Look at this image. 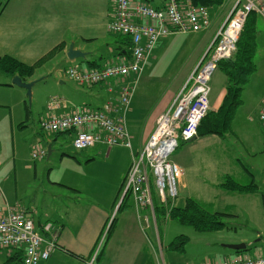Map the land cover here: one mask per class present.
<instances>
[{"label":"crops","instance_id":"crops-1","mask_svg":"<svg viewBox=\"0 0 264 264\" xmlns=\"http://www.w3.org/2000/svg\"><path fill=\"white\" fill-rule=\"evenodd\" d=\"M132 1L149 3L155 7H162L165 5V0ZM115 6L116 0H9L7 3L0 16L1 57H11L27 66H32L49 54L55 47L62 43L65 44V48L62 51L56 52L54 56L37 67L40 68L45 66L54 59L58 62L59 60L63 61L64 65L57 66L53 69L56 81L48 78L46 74L36 76L34 73L30 77L20 75L28 82L39 78H42L40 81H46V79H48L50 81L48 83L52 85L50 95L46 96L44 105H42L43 113L41 114L40 121L46 117V104L50 98L54 96L63 98L66 103V107L61 106L54 110L57 114L72 113L75 109L84 106L99 108L106 102L117 99L121 88V82L115 78L104 83L87 87L78 83L77 85L71 84L69 81H75L70 79L65 73L66 69L70 66H78L83 70H87L101 68L116 61L127 59L125 52H123L125 50L122 51L125 47L122 40L125 37L123 38L115 35L108 30V23L113 18ZM233 6L234 4L224 15L221 14L222 12L215 18L212 15L211 25L205 29L208 31L207 35L204 37L203 41L197 43L195 47V57L192 59L181 82L177 84L172 91H164L160 95L162 98L160 99L159 97L160 100L158 99L154 102H136L135 99L138 96V89L145 73L143 72L144 75L140 76L139 86H137L130 108L127 112V125L131 134L132 147L129 148L121 145L114 146L117 147L114 148L116 149V153H123V156L114 153L115 155L112 157L111 152L115 150L111 151L109 146L105 144H97L90 148L93 151L85 154L84 158L87 160H89L88 158H92L94 154L105 157L102 161L93 163L102 165L105 172L108 171L112 172L114 176L117 175V182L113 188L114 192L117 191L121 177H123L125 182V177L131 165L133 154L138 153L143 148L156 126L158 117L171 107L185 82L206 54L217 30L222 26ZM182 34L186 33H172L161 37L153 54L148 59L145 70L151 63L150 69L148 68L151 72L152 66L160 59L159 53L165 52L170 45H174L171 44L174 37ZM71 43H75L76 49L85 52L86 57H80L75 60L69 59L67 57V50ZM218 69L222 76V84L218 95L213 96L212 101L210 98V109L212 110H217L220 107L226 93L227 77L219 67ZM50 73H52V71H50ZM17 74L19 75V73L12 75L15 76ZM151 77L152 75H150V78ZM135 78V74H132L127 80L130 81ZM3 83L11 85L10 82ZM149 83L151 84L152 81H149ZM249 90L250 88H245L243 92V103L239 107V109L245 108V112L240 110L242 111V116L246 114L245 120L247 122H242L244 125L254 121L253 114L259 111L264 96V89L261 91H254L252 88V90L248 92ZM249 110L253 113L247 114ZM23 120L24 119L21 121L23 122ZM131 123L134 124L133 129H131ZM11 124L15 127L14 119L11 120ZM22 126H24V122L20 124V127ZM69 136L73 141L72 134H69ZM231 136H235L241 140L245 139L243 135L233 128L231 133L225 136L216 134L197 136L195 140L187 142V144L194 143L199 139H204L208 145L219 144L221 141L223 143ZM3 138L5 142L4 136L0 138V214H7L11 209L19 207L23 208L34 219L38 227L46 221H52L60 229L58 238L59 249H57L49 259L42 261L40 264H87L97 251H101V255L95 264H163L161 258L163 254L161 252L164 250L165 246L163 243L159 242V220L156 215L154 217L150 214L147 208L137 207L134 199L132 205L125 204L124 202L123 206L125 205L127 207L126 211L119 217H115L111 223L109 220L113 215V210L116 205V201L113 200V197L109 199L108 202H105V200L103 202L93 201L89 205H83L80 199L81 190L73 181H63L62 179L61 181L59 179L52 182L53 185L61 186L68 191L69 196L65 195L62 197L64 199L67 197L69 200H75L73 206L66 204L64 207H50L49 210L41 213L30 206H23L18 201H13L8 195V191L3 189V185L7 182L8 175L10 174L9 170L6 169V164L10 160L15 161L19 159V155H17L18 146L13 139V152L11 155L8 154L6 149L7 145L5 146L4 143L3 145L1 144ZM58 138L60 137L57 135L53 138L50 137L46 140V144L53 149L55 145L60 143ZM247 145H250V148L247 146L249 156H255L261 150L264 152V138L252 142L248 141ZM257 146H261V148ZM29 151L32 152L31 150ZM30 152L28 156H30ZM70 156L74 157L73 155ZM221 164L225 167L226 159L223 158ZM228 165L230 171L233 168L235 170L239 169L240 172L243 171V169L246 170L248 166L244 164L239 157L236 158L234 163L231 161ZM25 166L30 168L27 160L25 161ZM226 170H228V168ZM224 172L226 171H223V174ZM121 186L118 191H121V188H123L124 194V184H121ZM225 194L228 195L231 193L227 192ZM122 199L123 198H121L120 203L118 202V207ZM155 202L156 204L159 203L156 196ZM68 203H72V201ZM185 203L186 200L183 203L178 202L177 204L184 205ZM134 211L137 216L134 214ZM34 212H36V214ZM146 218L149 220L148 223L145 221ZM108 225L109 227L107 230L106 228ZM241 242L246 243V239L240 237L239 239L230 241V243ZM168 244L169 242L166 243V248H169ZM23 253V250L18 248L11 250L1 249L0 264H22ZM219 253L218 255L220 256L216 259H213L215 257L211 259L210 256H205L199 263L185 262L183 264H205L206 262L218 264L240 258H256L264 255V251L258 246H255L250 252L235 251L233 253L219 250Z\"/></svg>","mask_w":264,"mask_h":264},{"label":"rangeland","instance_id":"rangeland-1","mask_svg":"<svg viewBox=\"0 0 264 264\" xmlns=\"http://www.w3.org/2000/svg\"><path fill=\"white\" fill-rule=\"evenodd\" d=\"M235 2L236 0H224L221 5L211 8V14L214 18L220 15V12L224 15ZM207 32L202 30L175 36L171 43L174 45H170L165 52L159 53L160 59L152 66L151 72L149 71L151 63L144 70L145 75L142 74L144 78L140 86L138 85L139 81L136 83V88L139 86V89L135 101L140 103L154 102L159 99L164 91H172L185 76L192 59L196 55L195 47L199 41L204 40ZM256 43L257 71L246 87L250 88L248 92L252 88L254 91L264 89V19L261 17L257 23ZM62 65H64L63 61L59 60L58 62L54 59L45 66L37 68L34 73L36 76L46 74L48 78L56 81L53 69ZM217 69L212 75V80H210L211 101L213 96L218 95L222 84V76L220 70L218 69L217 72ZM150 75H152L151 78ZM13 78L14 75L2 72L0 69V138L5 137V142L3 138L1 144L7 145V153L11 155L14 144L12 140L14 139L18 146L17 155L21 159L10 160L6 164V169L9 170L10 174L7 182L3 185V189L8 191V195L13 201H18L23 206H30L43 213L50 207H64L66 204L73 206L75 200L62 197L69 196L68 191L61 186L52 184L59 179L73 181L81 190L80 199L83 205H89L93 201L103 202L105 200L108 202L113 197L116 205L109 220L111 223L115 217H119L127 209L124 205L118 210L119 207L117 206L123 195V188L118 191L121 184H124L123 177L120 179L117 191L114 192L113 188L117 182V175L114 176L112 172H105L102 165L93 163L102 161L105 157L94 154L92 158L87 160L84 158L85 154L93 150L75 148L68 133L58 136L60 143L55 145L54 150L52 149L53 153L49 157L47 154L43 159H33L29 150L32 151L37 143L48 149L46 140L56 136L55 133L43 130L40 123V117L43 113L42 105H44L46 96L50 95L52 85L48 83L50 82L48 79L38 81L33 86L30 97L26 88L12 84ZM149 81L152 83L150 84ZM3 82H10L11 85H6ZM69 82L77 85V82ZM240 110L245 112V108L237 110L238 113L236 112L233 120L234 126L232 123L231 129H236L245 139L241 140L231 136L223 143L221 141L219 144L211 145H208L204 139L196 140L189 145L187 142L192 141L181 140L172 154V158L183 168V174L178 181L177 199L167 205L174 206L178 202L183 203L190 198L195 199L209 211L226 213L221 217L226 227L218 231L200 232L190 225L181 224L171 219L168 217L170 214H167L166 218L158 219L159 242L165 246L161 252L163 264L199 263L205 256L216 259L220 256L218 255L220 254L219 250L234 253L233 249L224 245L237 244L230 243V241L240 237L245 238L248 244V249L244 252L252 251L255 246L264 251V152L261 150L255 156H249L247 152V146L250 148V145H247L248 141L252 142L264 138V122L259 119L258 112H256L253 114L254 121L244 125L242 122H247L245 120L246 114L242 116ZM252 113L251 110L247 111V114ZM12 119H14L15 127L11 124ZM22 119H24V126L20 127V124H23ZM133 125L131 123V129L134 128ZM230 133L229 131L228 134ZM257 147L261 148V146ZM114 148L117 147H109L111 151L115 150L111 152L112 157L115 154L123 156V153H116ZM29 152L30 156H28ZM237 157L249 166H247L248 170L243 169L241 172L239 169L232 168V172L229 170V162L234 163ZM223 158L226 159L225 167L221 164ZM24 159L27 160L30 168L25 166ZM227 168L228 170H226ZM223 171L226 172L223 174ZM227 175L249 187L253 183L256 184L254 192L236 191L228 195L225 194L227 192L221 189L218 183L223 181ZM69 201L72 203H68ZM132 202L133 197L129 195L125 204L132 205ZM34 213L36 214V212ZM181 235L189 238L184 252L166 248V243H170ZM96 253L94 264L100 257L101 251Z\"/></svg>","mask_w":264,"mask_h":264},{"label":"built area","instance_id":"built-area-1","mask_svg":"<svg viewBox=\"0 0 264 264\" xmlns=\"http://www.w3.org/2000/svg\"><path fill=\"white\" fill-rule=\"evenodd\" d=\"M253 12L264 19V0H236L206 54L171 107L158 117L143 148L133 154L125 177L123 199L128 193L137 207L147 208L154 217L155 196L162 206L177 199L178 181L183 168L172 159V154L181 140L189 141L197 137L201 121L210 110L211 77L220 62L235 53L247 18ZM211 22V8L196 5L193 0H165L162 7L132 0H116L108 30L131 39V57L101 68L83 70L70 66L65 73L73 81L87 87L115 78L121 82L117 99L99 108L84 106L72 113L57 114L54 110L66 107V103L63 98L54 96L48 101L46 117L40 121L41 128L49 133L72 134L73 145L78 150L97 144L132 147L127 112L137 89L136 83L158 41L172 33L205 30ZM132 74L136 78L128 81ZM257 116L264 122V96ZM31 153L33 159H43L48 149L37 143ZM145 221L149 222L147 218ZM59 235L60 229L54 222L46 221L38 227L23 208L15 207L7 214H0V250L22 249V264H40L49 259L59 249ZM96 254L87 264H94ZM218 264H264V255Z\"/></svg>","mask_w":264,"mask_h":264},{"label":"trees","instance_id":"trees-1","mask_svg":"<svg viewBox=\"0 0 264 264\" xmlns=\"http://www.w3.org/2000/svg\"><path fill=\"white\" fill-rule=\"evenodd\" d=\"M223 1L224 0H193L196 5H204L209 8L221 5ZM8 2L9 0H0V16ZM259 18L260 16L254 12L249 14L238 40L235 53L231 58L220 62L219 68L227 77L225 88L226 93L220 107L217 110L210 109L207 115L203 118L199 126L197 136L210 134L225 136L229 133V131H232L231 128L234 116L243 103V92L246 86L250 83L252 76L257 71L255 55L257 51L256 38L257 23ZM118 36L123 38L125 37L122 40L125 44L122 51L125 50L123 52H125L126 58L128 59L132 55L131 39L128 36ZM64 48L65 44H60L32 66H27L11 57L0 56V69L8 74L19 73V75L24 77H30L34 74L35 69L44 63V61L54 56L56 52L62 51ZM56 135L59 136L61 133ZM255 185L256 184L253 183L251 187H249L241 184L229 175H227L223 181L219 183V187L229 193H234L236 191L254 192ZM128 196V193L124 196L118 210L122 208ZM170 203L171 202H169V204ZM155 211L158 219H163V217L166 218V215L170 214L168 217L171 219L176 220L181 224L190 225L200 232L218 231L226 227L225 222L221 218L223 215H226V213L220 211H209L204 205L191 198L188 199L184 205L176 204L174 206H162L160 203H157ZM188 242L189 238L181 235L171 241L168 244V247L169 249L184 252Z\"/></svg>","mask_w":264,"mask_h":264},{"label":"water","instance_id":"water-1","mask_svg":"<svg viewBox=\"0 0 264 264\" xmlns=\"http://www.w3.org/2000/svg\"><path fill=\"white\" fill-rule=\"evenodd\" d=\"M67 57L71 60H75L77 58H84L86 57V53L83 52L82 50H79V49H76L75 48V43H71L68 47V50H67ZM42 78L40 79H37V80H32V81H25L23 79L22 76L20 75H15L14 78H13V84H16L18 86H21V87H24L27 89V93L28 95L31 97V91H32V88L33 86L38 82L40 81ZM196 137L192 138L191 140L189 141H193L195 140ZM52 154V148L51 146H48V157ZM225 247L227 248H230V249H233L235 251H245L248 249V246L246 243L242 242V243H237V244H227V245H224Z\"/></svg>","mask_w":264,"mask_h":264},{"label":"bare ground","instance_id":"bare-ground-1","mask_svg":"<svg viewBox=\"0 0 264 264\" xmlns=\"http://www.w3.org/2000/svg\"><path fill=\"white\" fill-rule=\"evenodd\" d=\"M179 193V192H178Z\"/></svg>","mask_w":264,"mask_h":264}]
</instances>
